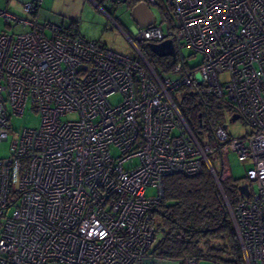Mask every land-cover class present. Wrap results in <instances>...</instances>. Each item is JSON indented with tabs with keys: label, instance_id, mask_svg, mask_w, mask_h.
I'll return each instance as SVG.
<instances>
[{
	"label": "built area",
	"instance_id": "1",
	"mask_svg": "<svg viewBox=\"0 0 264 264\" xmlns=\"http://www.w3.org/2000/svg\"><path fill=\"white\" fill-rule=\"evenodd\" d=\"M127 1L104 0L113 6ZM39 2L25 3L23 11L35 14ZM167 5L170 23L155 20L127 36L135 56L69 25L0 9L5 23L29 27L0 32V141L7 138L10 113L22 115L30 104L40 116L38 127L23 128L11 154L0 158V264H197L195 257L154 259L148 249L163 179L198 175L204 165L230 212L244 264H264V0ZM166 39L174 60L160 76L138 43ZM183 48L201 62L189 65ZM192 86L196 94L231 104L229 117L237 113L249 132L235 137L217 124L212 141H200L172 97ZM115 94L120 100L111 104ZM67 114L76 118L61 119ZM229 150L252 164L249 195L240 193L233 208L220 183L231 176ZM215 154L220 172L210 160ZM148 186L156 195L146 196Z\"/></svg>",
	"mask_w": 264,
	"mask_h": 264
},
{
	"label": "trees",
	"instance_id": "2",
	"mask_svg": "<svg viewBox=\"0 0 264 264\" xmlns=\"http://www.w3.org/2000/svg\"><path fill=\"white\" fill-rule=\"evenodd\" d=\"M127 2L135 4L133 0ZM162 12L163 20L170 23L168 5ZM76 25L75 20L69 23L75 29ZM153 56L158 60L170 58L167 62H161L165 74L160 75L156 71L160 76L168 75L174 59L168 56L159 57L154 53ZM188 94L183 104L178 107L194 134L196 127L202 125V106L207 103L206 99L213 109L211 119H208L210 126L214 124L212 132L217 124H221L224 107L229 113L234 111L231 104L210 93L196 94L189 90ZM212 132L209 141H212ZM244 182L246 180L240 181L232 176L220 179L223 192L232 208L239 199L238 185ZM151 214L154 241L148 254L154 259L195 257L197 260L206 258L216 264H244L230 212L215 177L205 165L202 172L195 176H166L163 179V197L153 207ZM158 233L160 238L155 242Z\"/></svg>",
	"mask_w": 264,
	"mask_h": 264
},
{
	"label": "rangeland",
	"instance_id": "3",
	"mask_svg": "<svg viewBox=\"0 0 264 264\" xmlns=\"http://www.w3.org/2000/svg\"><path fill=\"white\" fill-rule=\"evenodd\" d=\"M63 3L64 2L62 1L61 5L66 6L65 8H67L65 13L57 16L55 15V18H57L64 26H68L72 20H76L81 29L80 33L89 39L99 40L116 52L129 56L136 55V50L127 37L129 36L134 38V30L136 28L134 20L131 16V7L133 5H131L130 2H124L120 5L113 6L109 3L101 1L100 5H102V7L107 11L109 16L103 10L97 8L91 2V0H68L66 4ZM24 4L21 0H0V9L7 10L19 17L30 20L32 17L22 10ZM148 7L154 13L156 22L165 24V21L163 20L162 9H167V0H156L155 4L148 3ZM28 30V26H23L22 24H17L13 21L7 24L3 19H0V32L17 34L26 32ZM138 46L141 48L145 57L153 64L156 71L160 75L163 73L165 74V70L162 67L161 62H167L170 58L164 57V59L158 60L153 56L152 51L149 49L146 43H138ZM182 53L186 62L191 66L197 65L201 62V55L196 54L193 56V53L187 48H183ZM220 78L222 81L227 80V73L221 74ZM189 90L196 93L197 88L192 86L191 88H182L172 93V97L177 105L180 106V104H183V102L186 100V97L189 96ZM108 100L111 104H115L120 100V97L119 95L115 94L109 97ZM206 101L207 103L202 106V125L197 126L195 129V134L200 138V140H202V142L209 141L210 134L212 132L211 128L214 126V124H212V126L209 124L213 109L209 104V100L206 99ZM222 115L223 118L221 119L220 123L227 125V132L232 136L239 137L249 132V126L241 118L236 119L234 122H229V112L225 107L222 109ZM75 118L76 114H67L61 117L63 120ZM39 122V113L35 112L30 104L27 105L22 115H14L10 113V129L8 131L7 138L6 140L0 141V158L7 157L11 154L12 143L14 140L19 138L23 128H36L38 127ZM111 152L113 156L118 154V151L115 148H112ZM210 160L215 170L220 172L222 168L220 157L216 154L211 155ZM226 165L230 170V175L234 179H238L240 181L247 180L246 170L252 166L251 161L239 160L237 154L231 150H229L226 155ZM249 187L251 194L255 192V186L251 182H249ZM154 195H156V188L148 186L146 189V196L149 197ZM159 238L160 233L157 234L155 242ZM197 264L216 263L209 259L201 258L197 260Z\"/></svg>",
	"mask_w": 264,
	"mask_h": 264
},
{
	"label": "water",
	"instance_id": "4",
	"mask_svg": "<svg viewBox=\"0 0 264 264\" xmlns=\"http://www.w3.org/2000/svg\"><path fill=\"white\" fill-rule=\"evenodd\" d=\"M131 16L134 20L135 27H144L155 22L154 13L145 1H139L131 7ZM147 46L152 53L159 57L174 56V45L171 39H166L158 43L148 42ZM236 119H238V114L232 113L229 117V122H234ZM223 126L226 127L227 125L223 124ZM238 189L245 197L249 195L248 182L240 183Z\"/></svg>",
	"mask_w": 264,
	"mask_h": 264
},
{
	"label": "crops",
	"instance_id": "5",
	"mask_svg": "<svg viewBox=\"0 0 264 264\" xmlns=\"http://www.w3.org/2000/svg\"><path fill=\"white\" fill-rule=\"evenodd\" d=\"M21 1L24 4V3L38 1V0H21ZM62 1L64 2L63 4H66V2L68 0H40L39 6L37 7V10H36V13L35 14H31V15L29 14V15L32 17V19H37L39 22L49 21V22H52V23H54L56 25L64 26L62 23L59 22V20L57 18H55V15L57 16V15L64 14L66 9H67V8H65L66 6L61 5ZM75 1H77V0H75ZM101 1L103 2L104 0H91V2L97 8H98L97 5H100ZM105 13L109 16L107 11ZM76 30L80 33L81 29H80V27L78 25V22H77V25H76ZM86 38H88V37H86Z\"/></svg>",
	"mask_w": 264,
	"mask_h": 264
}]
</instances>
